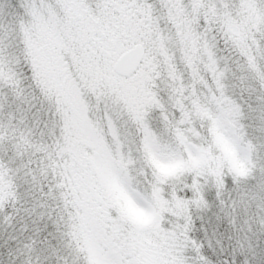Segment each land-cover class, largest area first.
<instances>
[{
  "label": "snow or ice",
  "instance_id": "obj_1",
  "mask_svg": "<svg viewBox=\"0 0 264 264\" xmlns=\"http://www.w3.org/2000/svg\"><path fill=\"white\" fill-rule=\"evenodd\" d=\"M0 264H264V0H0Z\"/></svg>",
  "mask_w": 264,
  "mask_h": 264
}]
</instances>
